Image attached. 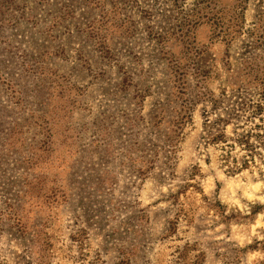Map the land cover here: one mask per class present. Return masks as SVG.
<instances>
[{
    "label": "rangeland",
    "instance_id": "374dc122",
    "mask_svg": "<svg viewBox=\"0 0 264 264\" xmlns=\"http://www.w3.org/2000/svg\"><path fill=\"white\" fill-rule=\"evenodd\" d=\"M0 264H264V0H0Z\"/></svg>",
    "mask_w": 264,
    "mask_h": 264
}]
</instances>
